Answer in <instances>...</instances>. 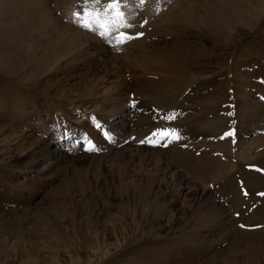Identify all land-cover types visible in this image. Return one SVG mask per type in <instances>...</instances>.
<instances>
[{
    "label": "rangeland",
    "instance_id": "1",
    "mask_svg": "<svg viewBox=\"0 0 264 264\" xmlns=\"http://www.w3.org/2000/svg\"><path fill=\"white\" fill-rule=\"evenodd\" d=\"M83 3L0 0V264H264V0Z\"/></svg>",
    "mask_w": 264,
    "mask_h": 264
},
{
    "label": "snow or ice",
    "instance_id": "2",
    "mask_svg": "<svg viewBox=\"0 0 264 264\" xmlns=\"http://www.w3.org/2000/svg\"><path fill=\"white\" fill-rule=\"evenodd\" d=\"M143 2L144 0H141V3ZM123 4L124 0H84L83 12H76L74 16L79 22V26L85 30L97 32L102 38L121 45L134 38L124 31L131 25L125 21V13L122 11ZM174 118V116L170 117V119ZM160 135L165 139L173 137L178 140L180 138L178 134L168 131H164ZM233 135V132L225 133V136ZM89 150H94V148L90 146Z\"/></svg>",
    "mask_w": 264,
    "mask_h": 264
},
{
    "label": "bare ground",
    "instance_id": "3",
    "mask_svg": "<svg viewBox=\"0 0 264 264\" xmlns=\"http://www.w3.org/2000/svg\"><path fill=\"white\" fill-rule=\"evenodd\" d=\"M234 13V15L237 17L238 15L240 16V15H242L243 14V11H240V10H236L235 9V11H233ZM215 14V13H214ZM217 14V13H216ZM233 15V16H234ZM218 16V15H217ZM217 16H215V17H217ZM223 16V15H222ZM226 17V16H225ZM225 17H223V18H225ZM214 18V17H213ZM225 19H227V18H225ZM230 19V18H229ZM201 21V20H200ZM215 21H216V19H215ZM223 21V20H222ZM199 22V21H198ZM225 22V21H224ZM227 22V21H226ZM200 23V22H199ZM213 23H215V22H213ZM222 23V22H221ZM214 27H217V26H214ZM225 27V26H224ZM204 28V27H203ZM220 28V27H219ZM221 30H222V26H221ZM228 30V29H227ZM231 30V29H230ZM229 31V30H228ZM227 32V31H226ZM38 49V48H37ZM34 52V51H33ZM182 50L180 49V48H173V50L171 51V53H166V54H168V62H165L168 66L167 67H165V69L166 68H168L170 65H171V67L170 68H173V69H171L173 72H174V75H172V76H170L169 74L171 73H166V74H168V80H169V78L170 77H175L176 79H178V75H179V77L180 76H182V74L180 75V74H176L175 75V72H177V71H179V69H180V71H181V69H183V67H185V65H191L192 63H189L188 62V60H185L181 55H182ZM29 53V52H28ZM31 54H33L32 53V51L30 52ZM49 54V53H48ZM52 54L54 55V53L52 52ZM39 55V53L36 51V52H34V55H32V56H34V58L36 57V56H38ZM31 56V57H32ZM30 57V56H29ZM46 57V56H45ZM50 57V56H49ZM32 59V58H31ZM51 59H53V58H51ZM202 61V60H201ZM36 62V61H35ZM56 62V61H55ZM51 63V62H50ZM194 63H195V61H194ZM197 63V62H196ZM37 64V63H36ZM202 64V63H201ZM32 66V65H31ZM34 66V65H33ZM32 66V67H33ZM166 66V65H165ZM38 67H39V65H38ZM164 67V66H163ZM29 68H30V66H29ZM34 68V67H33ZM170 68H168L169 70H170ZM40 69H41V67H40ZM168 69L166 70V71H168ZM27 70V69H26ZM32 70V69H31ZM39 70V69H38ZM170 70V71H171ZM29 71V70H28ZM33 71V70H32ZM35 71V70H34ZM36 71H37V69H36ZM179 71V72H180ZM1 72V71H0ZM178 72V73H179ZM181 72H184V70H182ZM186 72V71H185ZM2 73H4V72H2ZM30 74H31V72H29ZM38 73V72H37ZM36 74V73H35ZM32 76H33V74H32ZM36 76V75H35ZM170 76V77H169ZM28 77H29V79H31L32 77L28 74ZM31 77V78H30ZM36 77H38V76H36ZM36 77H34V78H36ZM182 77H184V76H182ZM171 78V79H172ZM175 78H173V79H175ZM28 79V78H27ZM29 79H28V81H29ZM166 79V80H167ZM170 79V80H171ZM172 79V80H173ZM182 79H184V78H182ZM186 79V78H185ZM191 79V78H190ZM171 80V81H172ZM179 80V79H178ZM187 80H189V79H187ZM177 82V81H176ZM193 82V81H192ZM191 82V80H190V83H192ZM177 83H179V82H177ZM181 83V82H180ZM185 83V82H184ZM188 83V82H187ZM169 85V84H168ZM178 85V84H177ZM181 85V84H180ZM189 85H191V84H188V86ZM174 87V86H173ZM177 87V86H176ZM184 87H187V84H186V86H184ZM184 87H180V88H178L177 90H179L180 89V91H181V88H184ZM174 89V88H173ZM176 89V88H175ZM174 89V90H175ZM183 90L184 89H182V91L181 92H183ZM187 90V89H186ZM176 91V90H175ZM174 91V92H175ZM180 91H176V92H180ZM161 92H165L166 94L168 93V92H166V91H161ZM175 92V93H176ZM160 93V92H159ZM170 93V92H169ZM172 94H174L173 92H171ZM160 94H162V95H164L163 93H160ZM159 94V95H160ZM171 94V95H172ZM176 95V94H175ZM161 96V95H160ZM160 96H159V99H160ZM168 96V95H167ZM164 97H166V96H164ZM163 97V98H164ZM162 98V97H161ZM169 98V97H168ZM172 98V97H171ZM158 99V98H157ZM170 99V98H169ZM178 99V98H177ZM176 99V100H177ZM166 100H167V98H166ZM165 100V101H166ZM172 100H174V99H172ZM163 101V100H162ZM161 101V102H162ZM171 101V100H170ZM124 130V129H123ZM232 146V145H231ZM230 146V147H231ZM230 147H228V148H230ZM144 149V147H142V150ZM32 156H35V155H32ZM230 159H228L229 158V156L228 157H219L218 159H219V165H218V180H219V182L220 181H222V180H228V178L229 179H232L231 181L232 182H234V183H241L242 181L239 179V177L237 176V174H235V172H236V169L238 168V161L236 160V158L235 157H233V153L232 154H230ZM248 164V163H247ZM246 164V166H248ZM245 166V167H246ZM244 167V166H243ZM159 169H161V167H159ZM217 178V177H216ZM224 184V183H223ZM236 187V186H235ZM211 210V209H210ZM213 211V210H212ZM211 211V212H212ZM213 213H215L214 211H213ZM98 236H96V238H97ZM98 239H99V237H98Z\"/></svg>",
    "mask_w": 264,
    "mask_h": 264
}]
</instances>
